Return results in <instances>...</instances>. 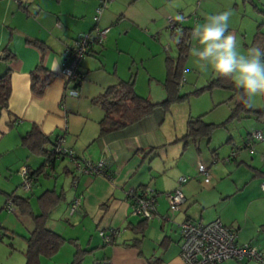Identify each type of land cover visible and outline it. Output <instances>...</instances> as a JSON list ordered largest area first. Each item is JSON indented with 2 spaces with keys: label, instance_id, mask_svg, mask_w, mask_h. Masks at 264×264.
<instances>
[{
  "label": "crops",
  "instance_id": "0c3cea01",
  "mask_svg": "<svg viewBox=\"0 0 264 264\" xmlns=\"http://www.w3.org/2000/svg\"><path fill=\"white\" fill-rule=\"evenodd\" d=\"M99 1L0 0V53L10 52L13 57L0 58V76L8 68L10 82L7 107L0 109V155L8 157L6 171L15 170L21 185L22 168L33 171L42 165L44 158L30 152L22 143V137L32 127L51 141L64 135L66 147L80 159L104 161L105 174L90 177L75 176L67 158L57 160L53 177L39 178L28 192H32L30 203L36 213L39 212L36 199L44 191L63 194V199L50 211L46 226L72 241L76 248L92 251L83 257L82 264H183L178 225L186 220L209 222L215 219L227 228L236 229L237 243L253 244L263 259L261 263L229 260L222 264H264V193L261 189L264 156L258 158L259 164L254 163L255 152L244 148L249 135L241 138L243 148L238 147L241 141L230 140L224 156L212 150L208 167L212 177L205 184L204 177H196L201 175L197 171L202 159V150L197 147L199 140L190 141L186 148L178 141L186 134L188 120L176 127L170 112L156 108L151 115L132 125L100 134L104 111L96 98L108 87L133 77L136 94L150 100L151 93L143 86L163 85L167 71L165 46H171L173 58L177 55L175 38L165 30L167 17L185 16L188 20L182 27L193 30L197 24L204 23L206 15L221 12L223 8L214 0H114L104 7L97 26L110 28L112 21H116L115 28L127 21L130 27L123 36L121 33L110 35L109 30L104 45L95 47L82 60L79 82L65 83L58 76L66 62L65 50L72 40L94 28L93 17ZM130 7L136 11H127ZM138 24L148 26L145 33L162 44L161 54L152 53L145 42L138 51L124 46L121 40L127 37V32L142 34ZM240 29L229 24V30L237 36ZM256 29L250 43L254 42ZM27 40L38 42L40 47ZM191 46L192 40L189 50ZM37 68L53 75L42 95H36L31 89V74ZM158 96H164L161 89ZM233 151L232 159L224 162ZM231 160L237 162V166L234 167ZM242 165L248 168L245 175L239 173ZM48 169L44 167L45 171ZM60 175L68 178L67 188L64 184L58 187ZM182 177L190 178L179 185ZM74 178L76 188L71 185ZM143 186H149L157 194L155 216L151 221L131 215L128 193ZM179 186L185 203L172 214L167 194ZM38 188L40 191H36ZM76 196L81 197V205L70 214V205ZM16 210L19 216H14L22 227L24 235L21 237L25 242L33 223L29 217L21 216L17 207ZM0 225L5 231L10 227L17 229L7 216ZM99 230H119V233L113 244H104ZM12 240L13 236L9 241ZM24 246L17 251L10 242V249H1V252L8 263L25 264L26 242ZM64 247L53 257H41L40 264H70L76 250ZM16 255L19 258L15 259ZM61 255L63 258H59Z\"/></svg>",
  "mask_w": 264,
  "mask_h": 264
},
{
  "label": "rangeland",
  "instance_id": "374dc122",
  "mask_svg": "<svg viewBox=\"0 0 264 264\" xmlns=\"http://www.w3.org/2000/svg\"><path fill=\"white\" fill-rule=\"evenodd\" d=\"M186 1L190 2L188 0ZM195 1L197 2L198 0ZM214 2H216L217 5H220L221 9L223 8L221 12L222 11L231 12V18L229 21V24L231 26L238 27L239 29L243 28V31H245L244 33L240 29L237 36L240 50L246 52L247 49L253 47L254 42L252 43L250 42L252 40L254 29L257 28L258 25H261V32L264 33V0H214ZM130 8L131 9H126V10L129 12L136 11V9H132V7ZM107 10L108 9H106L105 12ZM215 13L218 12L216 11ZM100 22H101V17H100ZM115 25H116V21H112V24L110 25V30H111L110 35L116 36L118 33H121L122 34L121 36H123V33H125V31L130 27V24L127 21H122L117 27L114 28ZM138 26H139V31L142 32V34L133 31L127 32V37L126 38L123 37V39L121 40V42L123 41L125 42L124 46L128 47L132 51H138L141 48L140 47L141 43L145 42L147 46L146 48L151 47L152 53H154L155 51L158 54H161L163 47L162 44L160 45L156 40L150 38L149 34L145 33L144 31V29L148 26L142 24H138ZM126 63H127V59H126ZM186 68H191L192 70L186 74L185 73ZM182 77L185 78V82L183 85L179 84L178 96L185 95L184 97L185 99L171 103L168 109H164L160 107L159 110H161L162 112L164 110V112L166 111L167 113L170 112L176 127L181 126L183 121L185 120L186 121L195 120L197 117L202 115H203L202 121L205 124H215V125L222 123L224 124L223 127L216 129L212 133L209 144L207 139H199L197 147L199 146L200 149L202 150V155H201L202 159L199 162L204 167L206 168L210 167V163L212 159L210 154L212 150H216L220 154V156H224L225 153H227L226 147L229 146L230 140L234 139L238 142L241 141L238 147L243 148L242 146L243 144L241 140L242 137L244 138L245 136L249 135L251 132H257V131L261 132L264 135V115L258 114V110L264 109V96H258L257 98H255L253 106L250 107L251 108L250 111L241 110L235 116L230 118L235 108L240 103V98H239L240 95H236L237 90L232 91L228 88L224 89V88L216 87L209 91H205L199 95L191 94L192 92L209 85L214 79L218 78L219 75L211 71L206 74L201 73L195 67V58H193L190 55V52L188 53L187 59L185 61L184 73ZM226 79L227 78L222 77L221 80H223V82L225 83ZM153 82L155 81L153 80ZM154 85L157 86V88L152 86L151 87L143 86V87H145V91H149V93H151V99H150L151 102L160 103L166 99L167 97L166 91L163 85H159L158 83H154ZM159 89H161V91L164 92V96L160 98L158 96ZM253 148L256 154L255 157L256 159L254 158V163L259 164L257 163L259 160L258 158L260 156H264V140L262 142H257V141L254 142ZM229 156L223 159L224 162L230 160ZM230 162H232V160ZM7 164H8V157L4 155H0V214H2L0 216V221L2 222L4 216H7L9 222L12 221L14 225H17V229L12 230L10 227V229L6 231L3 229L0 230V264H18L19 262L16 261L15 263L12 262L8 263L7 258H5V255L2 254L1 252V249L2 250L10 249L8 247V244L10 242L13 244V247L17 249V251L22 250L25 247L24 246L25 242L21 237V235H24L22 227L20 226L17 218H15L17 214L14 216V214L7 213V211H4L2 209L3 202L6 198V194L17 193V196L21 195L23 197L31 198L32 192L31 193L23 192L20 185V181H21L20 177L17 175L15 170H11V172L6 171ZM231 164L234 167L237 166V162L236 163L232 162ZM155 165L156 167L158 166V159L155 161ZM247 170H248L247 166L242 165V167L239 169V173L245 175L246 174L245 172ZM208 173L209 176L212 177L211 168L208 169ZM168 175L167 177H169ZM155 176L160 177L161 175L155 173ZM196 177L200 178L203 177V175L202 174L197 175ZM63 184L65 185V188H67L68 178L64 177V175H60V177L58 178V187H60ZM36 191H40V188H38ZM11 230L14 234L10 232ZM12 236H13V240L9 241L12 239ZM63 246H65L64 248H73L76 250L74 243H72V241L70 242L69 240L68 241L66 240V243ZM63 246H61L59 250ZM17 258H19V255L15 256V259ZM59 258H63V255L59 256Z\"/></svg>",
  "mask_w": 264,
  "mask_h": 264
},
{
  "label": "trees",
  "instance_id": "16d2710c",
  "mask_svg": "<svg viewBox=\"0 0 264 264\" xmlns=\"http://www.w3.org/2000/svg\"><path fill=\"white\" fill-rule=\"evenodd\" d=\"M22 4V3H20ZM192 30L188 27H182L178 34H172L171 38L174 39L177 55L172 59H165L166 61V78L163 83L166 91V99L160 103H153L148 98L141 97L136 94L134 89V78L129 81L119 82L117 85L108 87L96 100L100 103L104 116L100 121V134L105 135L129 125H132L141 119L151 115L156 108L168 109L169 105L175 101L185 99L184 96H178L179 81L181 80L185 61L189 52V44L191 39ZM31 45L39 46V43L27 40ZM254 46L264 49V33L261 32V25L257 26L255 33ZM0 58L4 60L12 59L10 52L0 53ZM80 76V75H79ZM53 75L48 71L37 68L31 74V89L36 95H42L45 88L52 81ZM80 79V77H79ZM222 77L214 79L209 85L202 87L191 94L199 95L205 91L213 88L220 87L237 90L236 95L241 96V91L229 79L224 83ZM79 82V81H78ZM9 70L6 69L5 73L0 76V109L7 107L9 98ZM189 94V95H191ZM239 96V98H240ZM250 111V107H246L243 103L238 104L233 114L235 116L239 111ZM258 114L264 115V109L258 110ZM202 116L197 117L195 120L187 122L186 134L178 141L183 142V148H186L190 141H197L199 139H207L210 141L212 133L224 124H205L202 121ZM56 140V139H55ZM47 136L43 135L36 127L22 137V143L27 149L44 158L42 165L28 172L33 177V186L37 183L39 178L49 180L55 168L56 159L51 154V148L54 145ZM63 159V158H62ZM48 165V171L44 170L45 165ZM68 173V171H66ZM63 199V194L56 193L54 190L44 191L37 199L39 212H35L29 197L17 196L14 194H7L5 203L11 201L21 216L29 217L33 223V230L30 233L26 242V249L24 252L25 264H40L41 257H52L56 254L61 246L66 243V240L59 234L49 230L46 226L50 211ZM1 228V227H0ZM1 230V229H0ZM92 251H85L76 248V253L70 264H82L83 257Z\"/></svg>",
  "mask_w": 264,
  "mask_h": 264
},
{
  "label": "built area",
  "instance_id": "2783aa9c",
  "mask_svg": "<svg viewBox=\"0 0 264 264\" xmlns=\"http://www.w3.org/2000/svg\"><path fill=\"white\" fill-rule=\"evenodd\" d=\"M114 0H100L98 7L95 9L93 20L94 28L85 34L76 37L67 46L65 50L66 62L58 73V76L65 82L79 81V66L82 60L92 53L95 47L104 45L110 28H100L97 26L99 17L107 4ZM185 23L188 18L183 16ZM183 23L177 22L175 17H168L166 20L165 30L172 34H178L182 30ZM172 48L166 45L164 48L165 57L172 59ZM185 78L182 77L180 85H183ZM264 135L257 131L249 134V139L244 145L250 153L254 152V142H262ZM51 154L56 160L67 158L72 172L75 176H97L105 174L104 161L92 162L86 159H80L75 156L74 152L66 147L64 135L56 137ZM234 152L229 159H232ZM264 161V157H262ZM47 164L45 168H47ZM197 171L203 175V182L208 184L210 176L208 168L198 163ZM22 177L21 189L28 193L33 187V177L30 176L26 168L20 170ZM76 178V177H75ZM72 180V187H77L76 179ZM189 178L182 177L179 179V185L185 183ZM264 193V186L261 187ZM157 194L149 186H143L138 190H131L128 193L131 207V215L139 217L144 221H151L155 216V201ZM169 211L173 214L179 211L185 203V198L180 190V186L167 194ZM81 205V197L76 196L70 205V214H73ZM3 209L8 213L17 214L16 207L11 201H7ZM1 227V225H0ZM119 230H109L105 232L99 230L98 234L104 244H113L114 237ZM178 233L181 239L180 256L183 264H222L225 261L235 260L237 262H258L261 263L262 253L251 243L238 244L237 231L234 228H227L219 219L209 222L186 220L178 225Z\"/></svg>",
  "mask_w": 264,
  "mask_h": 264
},
{
  "label": "clouds",
  "instance_id": "9594fccd",
  "mask_svg": "<svg viewBox=\"0 0 264 264\" xmlns=\"http://www.w3.org/2000/svg\"><path fill=\"white\" fill-rule=\"evenodd\" d=\"M230 11L206 15L191 33L190 55L201 73L213 72L231 80L241 91L240 101L252 107L255 98L264 96V49L253 46L241 51L237 35L229 30ZM184 17L175 15L177 22ZM191 68H186L185 73Z\"/></svg>",
  "mask_w": 264,
  "mask_h": 264
},
{
  "label": "water",
  "instance_id": "95a60500",
  "mask_svg": "<svg viewBox=\"0 0 264 264\" xmlns=\"http://www.w3.org/2000/svg\"><path fill=\"white\" fill-rule=\"evenodd\" d=\"M30 0H22V2H29Z\"/></svg>",
  "mask_w": 264,
  "mask_h": 264
}]
</instances>
